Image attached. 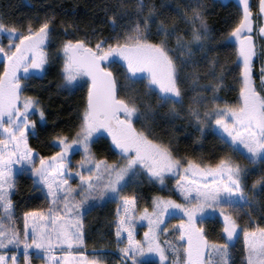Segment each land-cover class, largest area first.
Here are the masks:
<instances>
[{"label": "snow or ice", "instance_id": "1", "mask_svg": "<svg viewBox=\"0 0 264 264\" xmlns=\"http://www.w3.org/2000/svg\"><path fill=\"white\" fill-rule=\"evenodd\" d=\"M238 3L242 6L238 21L219 45L212 43L202 0L175 6L148 5L145 0L129 6L117 0L106 6L112 13L107 16L110 36H97L93 30L77 37L78 28L73 29L70 22L58 30L54 13L37 17L38 24L29 23L24 29L0 16V35L7 37L6 44L0 43V264H18L17 251L11 249L21 246L23 264H32L33 255L42 264H105L104 253L109 250L93 248L99 255L88 256L80 249L85 247L88 208L107 200L116 201L112 223L119 264H168L169 250L177 257L172 264H234L230 244L241 232L242 264H264V224L251 215L256 195H264V171L249 185L254 169L241 166L227 153L214 161L180 155L171 138L165 142L154 136L150 122L160 109L173 118L184 113L202 133L212 130L220 147L239 152L250 163L264 161V0H258V20L250 0ZM162 7L171 11L165 14ZM125 15L130 23L122 26ZM58 31L70 38L58 42L57 55L63 59L57 88L86 87V98L75 130L56 131L48 142L57 150L41 155L29 143V137H37L38 132L37 120L30 117L38 113L39 120L46 121L45 109L37 96L25 95L24 90L26 81L43 79L48 71L47 48ZM257 40L262 42L259 47ZM217 46H231L235 57L232 70L238 69L239 86L234 103H219L223 99L219 91L236 85L224 83L228 69L218 55H209ZM112 64L124 69L123 81L109 67ZM207 77L211 79L198 85L205 91L195 92L196 82ZM190 80L194 86L186 87ZM138 81L144 83L143 90L135 87ZM134 120L144 126L138 129ZM105 132L111 138L109 148L120 157L111 162L97 159L92 150ZM76 150L82 155L73 169L69 154ZM25 173L45 193L48 206L24 211L21 231L12 197L17 175ZM143 175L161 186H166V176H178L174 191L183 202L154 196L151 211L145 207L136 215L137 196L121 193ZM69 178H78V183L71 184ZM217 211L222 217L223 242L209 241L205 235L203 221ZM241 213L248 216L246 223H239ZM177 215L183 218L171 226L179 233L176 244L161 243L162 223ZM143 219L148 227L143 240H137L135 221Z\"/></svg>", "mask_w": 264, "mask_h": 264}, {"label": "trees", "instance_id": "2", "mask_svg": "<svg viewBox=\"0 0 264 264\" xmlns=\"http://www.w3.org/2000/svg\"><path fill=\"white\" fill-rule=\"evenodd\" d=\"M137 0H123L126 5H133ZM186 0H145V3L151 5L155 3L157 6L163 5H183ZM117 3V0H0V16L4 21L14 24L17 28L24 29L29 23L33 25L38 24L37 17L43 19L45 15L55 14V26L59 30L66 26L65 22H70L73 29H77L76 36H83L85 32L91 34L95 30L97 36L113 35L110 25L107 22V16L112 15L111 12L106 11V6L109 4ZM204 5L203 12L206 16L209 25L210 34L214 37L213 44L219 45L231 27L235 26L238 21L239 14L242 12V6L230 0H202ZM131 10V7L129 8ZM161 10L168 14L171 10L162 7ZM147 12V9H145ZM172 17H170L171 19ZM130 17L125 15L121 21V25L130 23ZM183 27V25H181ZM123 31V27L120 29ZM62 32L58 31L53 37V43L48 47L49 55L51 56L50 64L55 68L58 67L57 62L59 57L57 51L59 48V41L67 39ZM232 47H213L210 50V57L218 55L220 64L228 69L225 73L224 83L226 85H236L235 87H225L219 91V96L223 99L219 103H234L238 95L239 81L235 80L238 69L232 70V62L235 57L231 55ZM258 71L257 64L255 63V71ZM204 69L201 68V76L203 77ZM219 72V65L217 66ZM256 73V72H255ZM117 76V75H116ZM123 81V76H117ZM211 77L202 78L196 82L195 92H203L198 85L206 83ZM60 75H44L43 79L36 81L35 79L29 80L26 88L28 92L37 96L41 101V106L45 109L46 121L45 123L38 124L37 137H29L30 145L36 149L41 155H50L57 149L52 147L48 142L55 134L56 131H63L65 133L70 130H75L79 119L77 116L78 111L82 110L86 98V87L79 88L72 91L61 90L57 88L60 82ZM257 81V75L255 74ZM42 84H50V87L41 88ZM193 82L190 80L186 87H193ZM135 87L143 90L144 83L137 82ZM35 89V90H33ZM123 94V93H121ZM194 93H189L192 95ZM152 103L155 99L152 98ZM152 132L156 138H163L165 142L169 138L172 139L174 151L180 155L191 156L196 159L203 158L205 161H214L222 154L232 155L233 159L238 161L241 166L254 169L248 179L250 185L255 180L261 171H264V163H256L253 166H246L245 158L239 152H231L226 148L220 147L221 141L212 130L201 132L198 128L191 123L186 114L181 113L176 117L165 115V109H160L159 114L155 116L153 121ZM41 125H46L41 127ZM136 125L142 128L144 125L141 120H136ZM111 142L106 138L95 140L93 144V152L97 159L103 157L109 162L119 159V155L113 148H109ZM102 149V151H101ZM144 178L137 179L135 182L130 183L122 191V195H133L137 191V185H141ZM149 181V180H148ZM150 182V181H149ZM151 183V182H150ZM135 186V187H134ZM141 188L142 185L140 186ZM155 184L151 186L150 190L145 191L153 197L157 194ZM16 193L12 199L15 204V215L22 218V213L31 208H47V201L45 193L39 188L33 186V180L29 174H21L16 177ZM143 192V190L141 191ZM137 193V192H136ZM165 193V192H164ZM162 193V194H164ZM251 196V193H249ZM76 199H80L79 193H75ZM94 206L88 208L84 216V232H85V249L93 254V248H104L109 251L105 252V264H119L120 256L117 255L116 239H115V225L112 221L115 219L116 214V201L109 200L105 203L100 201L93 202ZM253 219L264 224V195L257 194L255 197V208L251 211ZM242 219L239 223H246L248 216L241 214ZM216 222V221H215ZM220 223V221H217ZM243 234V233H241ZM240 234L239 242L232 253L236 255L233 261L234 264H242L244 258L242 236Z\"/></svg>", "mask_w": 264, "mask_h": 264}, {"label": "rangeland", "instance_id": "3", "mask_svg": "<svg viewBox=\"0 0 264 264\" xmlns=\"http://www.w3.org/2000/svg\"><path fill=\"white\" fill-rule=\"evenodd\" d=\"M225 1H228V0H225ZM230 1L236 2L239 5L238 0H230ZM250 5H251L252 10H253V13H254V20H258L259 18L256 17V12L258 11V0H250ZM256 28H258V23H255L254 24V31H255ZM0 43H4V44L7 43V37L5 35H0ZM261 43L262 42L260 40H257L258 47H259V45ZM47 51H48V48H47ZM50 59H51V56L49 55V62H48V65H47L48 71L46 72L45 75H49V74L50 75H53V76L60 75V69H61V66H62V59H63L62 55L59 57L58 61H54V64L56 62L58 64V67L57 68H55L54 66H52V64H50ZM262 59H264V57H262ZM256 64H257V68H258V71L257 70L255 71L256 72L255 74L257 75V79H258L256 81V83L259 84L260 61L257 60L256 61ZM109 67H111V69H112V71L114 72L115 75L122 76V73H123L124 69L121 67L120 64H112V65H109ZM0 71H2V63H0ZM34 79L36 81L38 80V78H33V80ZM29 80L26 81V83H28ZM24 94L25 95H33L32 93L30 94L26 88L24 90ZM30 119L37 120L38 124L39 123H45V121H40L39 120L38 113L36 115H34V116H31ZM133 123L137 127L136 120H134ZM100 138H105V139L107 138L109 140V142H111V138L108 136V134L106 132L104 133L103 136H101V137H99L97 139H100ZM93 144H92V150H93ZM101 151H102V149H101ZM115 152H117V151L115 150ZM81 155H82V152L79 151V150H76L74 152H71L69 154V156H70L69 167H71L73 169L77 168V161L80 160ZM243 158H245V164H246V166H253V165H255L258 162H261L262 164L264 163V161H260V160H257L255 163H250L249 160L244 155H243ZM141 178H145L144 180H146V179L149 180L148 177H147V175L140 176V177L136 178V180L137 179H141ZM176 179H179V177L178 176H166V179H165V185L166 186H161L160 183H159V181H152V180H149V181L151 182V184H153V185L155 184L156 187L164 188V192H165V193L163 192L164 194L157 193L155 196H161V197H165V198L172 197V199L177 200L178 202H183V200H182L181 196L178 194V192L177 191H174V189H175V180ZM69 180H70V183L73 184V185H76L78 183V178H69ZM107 201H109V200H107ZM107 201H100V202L101 203H105ZM151 208H152V206H151ZM151 208H149V211H151ZM139 213H137L136 215H139ZM115 216H116V214H115ZM178 216L179 217H177V218L172 217L171 220L170 221H167L166 223L165 222L162 223L163 227L159 231V240L161 241V243H163V241H165V240H168V241H171L173 244H176V241H177V238L179 236V233L177 231H173L171 226L174 225V224H176L179 219L183 218L180 215H178ZM139 221L140 220H136L135 221L134 235H135V238L137 240H143V238H144V232L147 230L148 223H147V220L144 219L143 222H144L145 226H143V228H142V229H144V232L143 233H140V235L138 236ZM217 221H220V223H217ZM164 223H165V225H164ZM203 224H204V228H205V235L207 236V238L209 239V241L223 242L224 237L221 234L222 233V227H223L222 217L219 215L218 211L213 216H206L205 219H204V221H203ZM16 226L18 228H20L21 231H22V229H23V220H22V218H21L20 221H18L16 223ZM164 228H167L168 229V232L167 233H165L164 231L162 233L161 230H163ZM241 236H242V240H243V234H241ZM238 242H239V240L238 239H235L230 244V253H231V260L232 261L234 259H236L235 256H234L236 254L235 253H232V252H233V249H235V247L237 246ZM242 243H243V241H242ZM80 250L85 251V254L88 255V256L96 255V254H93L92 252H89L87 249H85V247L84 248H81ZM11 251H17V255L19 257L18 264H23L22 246H21V248L19 250H17L16 248H12ZM179 255H180V258L182 259L183 258L182 251L180 252ZM168 257H169L168 264H172V260L177 258V257H175V256H173L171 254V251L170 250H169V253H168ZM156 259L158 260V257H156ZM120 260H121V257H120ZM32 264H42L41 258L39 256L33 255L32 256Z\"/></svg>", "mask_w": 264, "mask_h": 264}, {"label": "flooded vegetation", "instance_id": "4", "mask_svg": "<svg viewBox=\"0 0 264 264\" xmlns=\"http://www.w3.org/2000/svg\"><path fill=\"white\" fill-rule=\"evenodd\" d=\"M144 179H143V182L141 183L143 188L140 187L141 185L136 184V186H138L137 191H136L137 193L134 192V194H133V195H136L138 198L137 199V205H136V214L139 213L145 207H147L148 209L151 208L152 198L155 196V195H153V197H151L150 195H146L147 193L145 191L150 190L151 186H153V184H151L147 179L146 180H144ZM155 188L157 190V193H163L164 192V188H161V187H155ZM142 190H143V192H141ZM173 217L177 218L179 216L177 215V216H173ZM170 220H171V218L170 219L166 218L165 223L167 221H170ZM143 221H144V219L139 221L138 236L140 235V233L144 232V229H142L143 226H145ZM165 223H164V225H165ZM162 227H163V225L161 226V229H162ZM161 231L163 233V230H161Z\"/></svg>", "mask_w": 264, "mask_h": 264}]
</instances>
